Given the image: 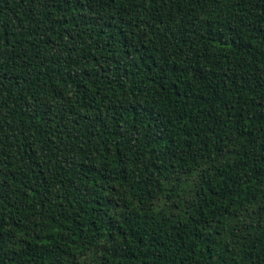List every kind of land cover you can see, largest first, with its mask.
I'll return each instance as SVG.
<instances>
[{"label":"trees","instance_id":"obj_1","mask_svg":"<svg viewBox=\"0 0 264 264\" xmlns=\"http://www.w3.org/2000/svg\"><path fill=\"white\" fill-rule=\"evenodd\" d=\"M0 264H264V0H0Z\"/></svg>","mask_w":264,"mask_h":264}]
</instances>
